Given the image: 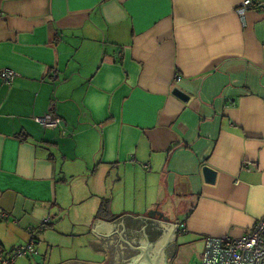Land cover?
Wrapping results in <instances>:
<instances>
[{"label":"crops","instance_id":"1","mask_svg":"<svg viewBox=\"0 0 264 264\" xmlns=\"http://www.w3.org/2000/svg\"><path fill=\"white\" fill-rule=\"evenodd\" d=\"M242 1L0 0L17 72L0 75V251L34 239L15 264H102L96 218L159 205L179 228L168 264H200L207 237L264 215V0Z\"/></svg>","mask_w":264,"mask_h":264},{"label":"water","instance_id":"2","mask_svg":"<svg viewBox=\"0 0 264 264\" xmlns=\"http://www.w3.org/2000/svg\"><path fill=\"white\" fill-rule=\"evenodd\" d=\"M173 92L181 99L189 100V95L181 88L175 87ZM202 172L205 181L208 183L216 182L217 170L206 164L202 167ZM158 206L148 212L147 216L149 218L144 216L134 217L129 214H125L112 222L96 218L92 231L107 245L113 244L108 247V259L102 264H124L126 259L124 250L129 248L135 251L141 250L143 253L139 258H134L132 264H168L166 244L171 240L172 243H176L179 228ZM42 221L35 227L39 231L47 228L41 227ZM31 229L33 231V228ZM144 257L147 258L142 259ZM64 264L90 263L72 260Z\"/></svg>","mask_w":264,"mask_h":264},{"label":"built area","instance_id":"3","mask_svg":"<svg viewBox=\"0 0 264 264\" xmlns=\"http://www.w3.org/2000/svg\"><path fill=\"white\" fill-rule=\"evenodd\" d=\"M256 7L255 0H243L238 12L244 15L246 11ZM14 69L0 70V75L10 83L16 76ZM45 127H57L59 119L51 112L38 118ZM51 216L42 221L41 227H47ZM184 226V223H182ZM32 231V229H29ZM37 252L34 239L29 243L19 244L9 252H0V264H15L18 257L35 254ZM200 264H264V215L240 237L229 234L209 236L206 238L205 248L201 254Z\"/></svg>","mask_w":264,"mask_h":264},{"label":"flooded vegetation","instance_id":"4","mask_svg":"<svg viewBox=\"0 0 264 264\" xmlns=\"http://www.w3.org/2000/svg\"><path fill=\"white\" fill-rule=\"evenodd\" d=\"M124 255H125V263L124 264H132L134 261V258H139V256L143 255L141 250L135 251L133 249H125L124 250ZM149 255L148 251H147V256ZM147 257H144L142 259H145ZM129 260V261H127Z\"/></svg>","mask_w":264,"mask_h":264},{"label":"rangeland","instance_id":"5","mask_svg":"<svg viewBox=\"0 0 264 264\" xmlns=\"http://www.w3.org/2000/svg\"><path fill=\"white\" fill-rule=\"evenodd\" d=\"M131 181L132 180H128L127 182H131ZM176 199H178V198L176 197ZM173 203L174 202L171 201L170 205H165V207L167 208L168 206H172V205L177 206V204H178V203H174V204ZM171 214H172V216L174 218L175 217V212H172ZM44 218H46V217H43L42 220H44ZM29 242H30V240L27 243H29ZM27 243H25V244H27ZM92 256H94V255L92 254ZM189 264H199V261H198L197 257L193 258V260Z\"/></svg>","mask_w":264,"mask_h":264},{"label":"trees","instance_id":"6","mask_svg":"<svg viewBox=\"0 0 264 264\" xmlns=\"http://www.w3.org/2000/svg\"><path fill=\"white\" fill-rule=\"evenodd\" d=\"M19 245V244H18ZM0 252H5L4 250H2V251H0ZM7 252H9V251H7ZM26 256V255H25Z\"/></svg>","mask_w":264,"mask_h":264}]
</instances>
